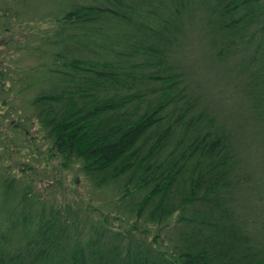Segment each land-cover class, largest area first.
<instances>
[{
  "label": "trees",
  "instance_id": "1",
  "mask_svg": "<svg viewBox=\"0 0 264 264\" xmlns=\"http://www.w3.org/2000/svg\"><path fill=\"white\" fill-rule=\"evenodd\" d=\"M262 192L264 0H0V264H264Z\"/></svg>",
  "mask_w": 264,
  "mask_h": 264
},
{
  "label": "rangeland",
  "instance_id": "2",
  "mask_svg": "<svg viewBox=\"0 0 264 264\" xmlns=\"http://www.w3.org/2000/svg\"><path fill=\"white\" fill-rule=\"evenodd\" d=\"M195 33H196V35L193 38V40L190 41V43L194 44V52H196V54H198L200 64L203 65L201 62V56H205V54H206L205 48H203V46H204L203 37H202V34L200 32H198V29L196 30ZM181 50L182 49H180V51ZM183 54L185 55L186 59L191 57L190 51L184 50ZM207 65H208V68L202 69V71L200 73L201 77H198L202 80V85L203 86L208 85L210 88L213 89L211 96H213L215 101L217 98H220L221 96L222 97L225 96L226 98H224V101L226 103L229 102L231 105H234V103L240 97L241 92H242V88L244 87V84L242 81L243 79H241L239 77V75L234 77V68L237 64L233 60H231V61L226 60L223 64L217 65L216 67H213V68H211L210 64L207 63ZM219 93H220V95H219ZM233 116H235V117L237 116L236 122L240 121L241 124H244V125L247 124V121L243 120L242 117L240 116V114H236ZM255 133H257V132H254L248 126V130L246 131L245 134H248L250 137H252V139H254L257 142V136ZM257 135H259V134H257ZM243 141L245 142V145L248 144V142H249V140H247V139H243ZM251 145H252L251 142H249V147H251ZM259 154H260L259 147L255 153L251 150L249 153V156L251 158L250 161L259 160V158H260ZM263 197L261 198V200L263 199ZM252 201L257 204L256 199H252Z\"/></svg>",
  "mask_w": 264,
  "mask_h": 264
}]
</instances>
